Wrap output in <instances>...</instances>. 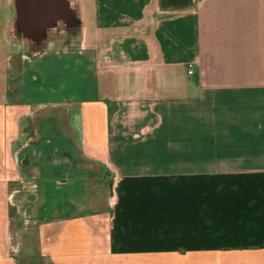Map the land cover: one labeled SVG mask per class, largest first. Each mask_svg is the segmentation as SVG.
Masks as SVG:
<instances>
[{"label":"crops","instance_id":"obj_1","mask_svg":"<svg viewBox=\"0 0 264 264\" xmlns=\"http://www.w3.org/2000/svg\"><path fill=\"white\" fill-rule=\"evenodd\" d=\"M0 8V264H264V0Z\"/></svg>","mask_w":264,"mask_h":264},{"label":"rangeland","instance_id":"obj_2","mask_svg":"<svg viewBox=\"0 0 264 264\" xmlns=\"http://www.w3.org/2000/svg\"><path fill=\"white\" fill-rule=\"evenodd\" d=\"M0 3H3V0H0ZM4 16V11L2 8H0V22H2ZM2 27L0 23V65L2 64V56L5 52V46H4V40L2 39ZM29 148H32L30 146ZM31 151V155L33 159H39L42 160L43 163H32L36 164L38 166H35V170L37 173L35 175H40L41 171L43 169L46 170L45 173L42 172V175L48 178H52L53 182L55 183L56 187H60L62 191H70L74 188V177L70 178L69 177V172L73 171V163H67V166L61 171L60 174H56L54 171V166L58 165L59 163H53L54 161H58L60 159L63 160L62 157H54L52 158L51 156L47 155L45 151L41 149H36V151L28 150ZM27 150H24L23 152L20 153L19 159L20 160H27L30 156V153ZM38 151V152H37ZM34 152V153H32ZM27 153V154H26ZM20 166L24 163H18ZM30 164V163H29ZM30 164V165H32ZM100 170V169H99ZM105 176L107 179H110L111 181L113 180V176L115 174L111 171L106 172ZM15 193L11 197L12 205L14 209H17V217H16V225L17 229L15 232H10L9 233V243L12 246V251L14 253H18L23 246V238L22 235L24 232L29 230V228L32 225H36L37 223H40L42 220L40 217L35 216L31 209H32V196H36V193L39 191V186L38 183L35 182V179L31 180H22L19 182L15 187ZM79 197V196H78ZM18 206V207H17Z\"/></svg>","mask_w":264,"mask_h":264},{"label":"built area","instance_id":"obj_3","mask_svg":"<svg viewBox=\"0 0 264 264\" xmlns=\"http://www.w3.org/2000/svg\"><path fill=\"white\" fill-rule=\"evenodd\" d=\"M191 64L188 65L189 69H188V72L191 73L192 72V69H191Z\"/></svg>","mask_w":264,"mask_h":264}]
</instances>
